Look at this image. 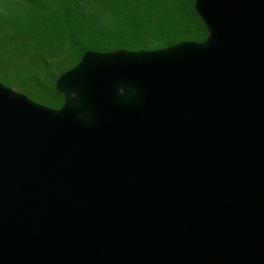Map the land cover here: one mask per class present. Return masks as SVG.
<instances>
[{
  "label": "water",
  "instance_id": "1",
  "mask_svg": "<svg viewBox=\"0 0 264 264\" xmlns=\"http://www.w3.org/2000/svg\"><path fill=\"white\" fill-rule=\"evenodd\" d=\"M208 35L84 53L51 109L0 82V264H264V0Z\"/></svg>",
  "mask_w": 264,
  "mask_h": 264
},
{
  "label": "trees",
  "instance_id": "2",
  "mask_svg": "<svg viewBox=\"0 0 264 264\" xmlns=\"http://www.w3.org/2000/svg\"><path fill=\"white\" fill-rule=\"evenodd\" d=\"M194 4L195 0H0V51L6 44L10 53L23 52L14 57L20 66L16 81L0 70V82L33 101L60 108L64 96L56 81L88 51H152L204 41L208 31ZM5 59L0 57L1 67Z\"/></svg>",
  "mask_w": 264,
  "mask_h": 264
},
{
  "label": "rangeland",
  "instance_id": "3",
  "mask_svg": "<svg viewBox=\"0 0 264 264\" xmlns=\"http://www.w3.org/2000/svg\"><path fill=\"white\" fill-rule=\"evenodd\" d=\"M3 22V19H0V23H2ZM7 24H9L8 22H7ZM205 25V24H204ZM0 34H2L1 32H0ZM208 34V33H207ZM10 45H12V44H10ZM5 48H3L1 51H0V57L2 58V56H5V61H3V65H2V67H1V65H0V70L3 72H7L9 75H11V76H9L11 79H14V81H16V78H18V75L20 74V66H18V65H16L15 63H16V59H14V57H22L23 56V52H22V50H15L14 52H12V53H10V51H11V48H9V46H7L6 44H5V46H4ZM4 49L7 51V53L6 54H3L4 53ZM69 49H71V50H73V48L72 47H70ZM92 52H94V51H92ZM73 54H74V52H73ZM18 60H20L21 61V64L22 65H24V67L26 66V62H25V60H23V59H18ZM77 65V64H76ZM73 68V67H72ZM68 71V70H67ZM12 75H13V77H12ZM7 87H9V88H11V89H13L16 93H19V94H23V93H21V92H19L17 89H16V87H14V86H7ZM24 95V94H23ZM31 100V99H30ZM33 101V100H32ZM33 102H35V103H38V102H36V101H33ZM38 104H40V103H38ZM41 105H43V104H41ZM63 105V104H62ZM61 105V106H62ZM44 106H46V105H44ZM60 106V107H61ZM47 107H49V106H47ZM49 108H51V107H49ZM51 109H59V108H51Z\"/></svg>",
  "mask_w": 264,
  "mask_h": 264
}]
</instances>
